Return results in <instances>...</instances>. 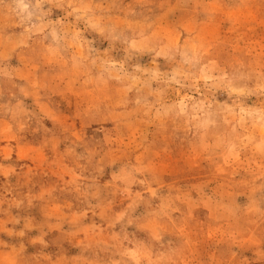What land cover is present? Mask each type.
<instances>
[{
  "label": "rangeland",
  "instance_id": "rangeland-1",
  "mask_svg": "<svg viewBox=\"0 0 264 264\" xmlns=\"http://www.w3.org/2000/svg\"><path fill=\"white\" fill-rule=\"evenodd\" d=\"M0 264H264V0H0Z\"/></svg>",
  "mask_w": 264,
  "mask_h": 264
}]
</instances>
